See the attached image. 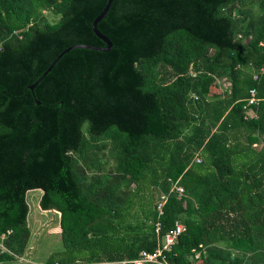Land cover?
<instances>
[{
  "label": "trees",
  "instance_id": "16d2710c",
  "mask_svg": "<svg viewBox=\"0 0 264 264\" xmlns=\"http://www.w3.org/2000/svg\"><path fill=\"white\" fill-rule=\"evenodd\" d=\"M104 2L0 0V261L39 188L64 251L43 264H121L175 220L167 262L264 264V0H111V46L30 88L105 45Z\"/></svg>",
  "mask_w": 264,
  "mask_h": 264
},
{
  "label": "rangeland",
  "instance_id": "374dc122",
  "mask_svg": "<svg viewBox=\"0 0 264 264\" xmlns=\"http://www.w3.org/2000/svg\"><path fill=\"white\" fill-rule=\"evenodd\" d=\"M43 13L45 20L52 21L56 19V15H52L46 11H43ZM38 192H40L38 188H30L25 192L26 202L28 204L27 224L29 225V236L27 238L26 248L30 246L28 248L29 250L27 251L29 254H31L33 259L38 258L43 261L47 259L50 254L64 257L62 241L59 239H54L55 237H57L56 232L51 228H49V230H46L43 226H36L38 222H36V220H33L34 216L38 217V221H40V219L42 218V214L38 213L39 210L37 207L38 200L36 196ZM150 194L154 198L153 190L150 191ZM16 259L17 257L8 260H2L0 261V264H26V262L22 261L21 258L19 259V261H15Z\"/></svg>",
  "mask_w": 264,
  "mask_h": 264
},
{
  "label": "built area",
  "instance_id": "2783aa9c",
  "mask_svg": "<svg viewBox=\"0 0 264 264\" xmlns=\"http://www.w3.org/2000/svg\"><path fill=\"white\" fill-rule=\"evenodd\" d=\"M257 97L254 94V88L251 87L248 90V96L244 103H242V108L245 110H249V105L253 102H255ZM250 114V113H248ZM254 144V143H252ZM199 158L196 157V161H198ZM171 188L177 193V195H180L183 191L182 186L179 184H176L175 181L172 183ZM165 200L164 194H159V200L156 204L157 210L161 211V204ZM158 222H156L155 225V231L158 229ZM183 229V225L180 221L175 220L173 222V225L169 227L162 235V237L159 239L158 244L151 250H147L144 248H141L138 250L135 257L131 259H122L120 260L121 264H126V262H131L132 264H173L171 262H167L165 259L164 251L168 250L172 243L174 242L176 235ZM198 252H194L193 256L196 257ZM50 264H59L58 262L54 261Z\"/></svg>",
  "mask_w": 264,
  "mask_h": 264
},
{
  "label": "crops",
  "instance_id": "0c3cea01",
  "mask_svg": "<svg viewBox=\"0 0 264 264\" xmlns=\"http://www.w3.org/2000/svg\"><path fill=\"white\" fill-rule=\"evenodd\" d=\"M39 189V188H38ZM40 192H38L36 198L37 200L39 199L40 193H41V189H39ZM36 200V201H37ZM37 207H38V213L42 214V218L40 219V221H38V217L34 216L33 220H36V222H38L36 224L39 225L40 227L43 226L46 230H49V228H51L53 231L56 232L57 237H55L54 239H59V233H60V227H59V211L54 209V208H41L37 202ZM27 216H28V211L26 214V221H27ZM28 225V224H27ZM29 226V225H28ZM35 226V227H36ZM30 247V246H29ZM26 246L24 247L22 253L19 255V257H17V259L15 261H19V259L21 258L22 261H25L26 264H43L44 261L40 260L38 258L33 259V257L31 256V254L28 253L27 250H29Z\"/></svg>",
  "mask_w": 264,
  "mask_h": 264
},
{
  "label": "water",
  "instance_id": "95a60500",
  "mask_svg": "<svg viewBox=\"0 0 264 264\" xmlns=\"http://www.w3.org/2000/svg\"><path fill=\"white\" fill-rule=\"evenodd\" d=\"M111 0H105L102 8L99 10V12L92 18L91 23H90V27L91 30L93 31V33L98 36L104 43V46H98V45H92V44H87V43H74L71 45H68L64 48H62L56 55L55 57L51 60V62L46 66V68L44 69V71L33 81L29 84V87L31 88L39 79L40 77L51 67V65L54 63V61L65 51H67L69 48L71 47H75V46H82V47H90V48H95V49H100V50H107L110 46H111V41L108 39V37L103 34L101 31H99L96 27V22L102 18L106 11L107 8L110 4ZM36 102H38V100H36Z\"/></svg>",
  "mask_w": 264,
  "mask_h": 264
}]
</instances>
